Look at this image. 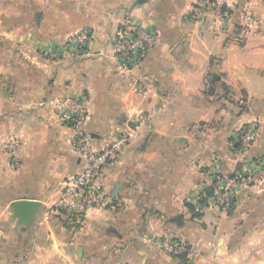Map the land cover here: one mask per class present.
Wrapping results in <instances>:
<instances>
[{"label": "crops", "instance_id": "0c3cea01", "mask_svg": "<svg viewBox=\"0 0 264 264\" xmlns=\"http://www.w3.org/2000/svg\"><path fill=\"white\" fill-rule=\"evenodd\" d=\"M196 1L0 0V264H264V183L230 214L194 210L216 173L264 154V0H219L227 17L203 21L190 16ZM245 9L257 26H246ZM127 16L159 37L132 76L119 72L114 47ZM84 28L92 40L75 54L64 44ZM56 97L84 99L97 150L142 121L103 168L112 206L90 210L82 225L54 211L62 181L87 163L47 102ZM253 120L261 133L244 157L237 135ZM11 135L20 166L3 148ZM17 199L42 202L33 223L14 219ZM155 238L197 254L170 255Z\"/></svg>", "mask_w": 264, "mask_h": 264}, {"label": "built area", "instance_id": "2783aa9c", "mask_svg": "<svg viewBox=\"0 0 264 264\" xmlns=\"http://www.w3.org/2000/svg\"><path fill=\"white\" fill-rule=\"evenodd\" d=\"M209 13H215L219 18L229 14L219 0H198L190 10V16L195 21H203ZM248 28L257 26L260 22L250 9L244 10L243 15ZM92 31L84 28L70 35L65 46L81 54L84 48L90 45ZM158 31L140 23L135 17L127 16L119 22L115 36V54L120 73L132 76L151 47L158 43ZM134 89L143 92L140 84ZM55 108L59 120L74 129V148L86 159L85 167L77 174L70 175L62 181L61 197L55 203L54 211L63 221L72 225H82L87 213L92 209H107L112 206L113 199L105 190L103 168L115 161L123 148L138 133L140 119L133 121L127 129L114 133L103 148L93 147L86 130L88 111L84 99L79 97H56L47 101ZM261 133L259 120L245 124L237 135V150L241 156H246L255 145ZM21 140L11 135L3 143V148L13 156L15 166H20L18 152ZM264 183V154L261 156L242 158L231 175L216 173L213 182L205 187L195 207V213L202 214L206 209L216 207L223 214L234 211L236 201L246 189ZM151 243L162 251L179 256L186 254L188 259L197 254L196 248L175 238H155Z\"/></svg>", "mask_w": 264, "mask_h": 264}, {"label": "water", "instance_id": "95a60500", "mask_svg": "<svg viewBox=\"0 0 264 264\" xmlns=\"http://www.w3.org/2000/svg\"><path fill=\"white\" fill-rule=\"evenodd\" d=\"M42 202L32 199H17L11 203L14 211V219L18 222L29 225L34 222L36 213L41 207Z\"/></svg>", "mask_w": 264, "mask_h": 264}, {"label": "rangeland", "instance_id": "374dc122", "mask_svg": "<svg viewBox=\"0 0 264 264\" xmlns=\"http://www.w3.org/2000/svg\"><path fill=\"white\" fill-rule=\"evenodd\" d=\"M239 153V152H238ZM218 209V208H217Z\"/></svg>", "mask_w": 264, "mask_h": 264}]
</instances>
